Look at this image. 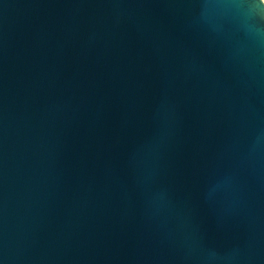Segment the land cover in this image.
<instances>
[{"label": "water", "instance_id": "1", "mask_svg": "<svg viewBox=\"0 0 264 264\" xmlns=\"http://www.w3.org/2000/svg\"><path fill=\"white\" fill-rule=\"evenodd\" d=\"M0 264H264L260 0H0Z\"/></svg>", "mask_w": 264, "mask_h": 264}, {"label": "bare ground", "instance_id": "2", "mask_svg": "<svg viewBox=\"0 0 264 264\" xmlns=\"http://www.w3.org/2000/svg\"><path fill=\"white\" fill-rule=\"evenodd\" d=\"M260 1H261L262 5L264 6V0H260Z\"/></svg>", "mask_w": 264, "mask_h": 264}]
</instances>
